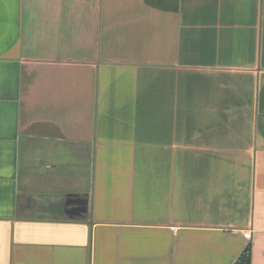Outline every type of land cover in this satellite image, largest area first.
I'll use <instances>...</instances> for the list:
<instances>
[{
  "label": "crops",
  "instance_id": "crops-1",
  "mask_svg": "<svg viewBox=\"0 0 264 264\" xmlns=\"http://www.w3.org/2000/svg\"><path fill=\"white\" fill-rule=\"evenodd\" d=\"M247 246L264 264V0H0V264Z\"/></svg>",
  "mask_w": 264,
  "mask_h": 264
},
{
  "label": "trees",
  "instance_id": "trees-1",
  "mask_svg": "<svg viewBox=\"0 0 264 264\" xmlns=\"http://www.w3.org/2000/svg\"><path fill=\"white\" fill-rule=\"evenodd\" d=\"M148 6L162 11H176L178 0H145ZM234 264H251V248L247 246Z\"/></svg>",
  "mask_w": 264,
  "mask_h": 264
},
{
  "label": "built area",
  "instance_id": "built-area-1",
  "mask_svg": "<svg viewBox=\"0 0 264 264\" xmlns=\"http://www.w3.org/2000/svg\"><path fill=\"white\" fill-rule=\"evenodd\" d=\"M243 236L245 239H250V233H244Z\"/></svg>",
  "mask_w": 264,
  "mask_h": 264
}]
</instances>
